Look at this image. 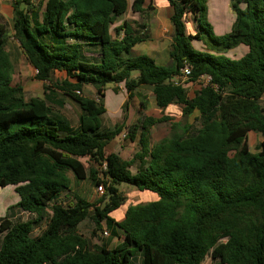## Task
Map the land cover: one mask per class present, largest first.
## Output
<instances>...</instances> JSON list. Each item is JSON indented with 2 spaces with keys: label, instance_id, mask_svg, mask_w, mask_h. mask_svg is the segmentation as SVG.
<instances>
[{
  "label": "trees",
  "instance_id": "1",
  "mask_svg": "<svg viewBox=\"0 0 264 264\" xmlns=\"http://www.w3.org/2000/svg\"><path fill=\"white\" fill-rule=\"evenodd\" d=\"M6 1L14 33L0 14V187H16L20 203L10 213L18 208L30 219L0 218V264H134L140 253L143 264H204L208 258L264 264V0H234L236 22L224 36L203 23L209 0H169L172 67L134 56L146 33L128 21L118 26L130 11L142 16L153 10L147 0ZM190 17L197 24L193 33L186 27ZM10 39L37 70L36 80L78 104V128L52 117L48 98H26L24 86L14 82ZM194 41L213 51L196 50ZM240 46L248 49L241 58L225 54ZM185 67L198 87L193 96L174 82ZM57 73L64 79L55 80ZM203 76L211 82L197 83ZM110 84L124 86L128 104L137 89L149 86L159 108L179 105L182 118L145 116L125 135L139 152L131 160L108 154L124 130L102 128L101 100ZM86 86L97 99L84 96ZM195 113L199 127L189 122ZM166 123L171 133L153 145L154 127ZM252 132L262 136L255 153ZM85 181L103 185V199L77 196L64 205L62 195ZM123 184L158 200L129 207L116 221L113 213L127 201ZM86 221L94 224L89 236L79 231ZM105 230L107 239L98 238ZM115 239L122 242L110 247Z\"/></svg>",
  "mask_w": 264,
  "mask_h": 264
},
{
  "label": "rangeland",
  "instance_id": "2",
  "mask_svg": "<svg viewBox=\"0 0 264 264\" xmlns=\"http://www.w3.org/2000/svg\"><path fill=\"white\" fill-rule=\"evenodd\" d=\"M153 0H147V5L151 3ZM234 0H209L206 8H207V20H203V23L210 24L213 28L214 33L217 36H224L231 32L233 29V26L236 22V14L234 13L232 9V4ZM154 5V4H153ZM131 8V4H130ZM154 8V7H153ZM159 12H164V8L159 5L158 7ZM151 12V11H149ZM148 12V13H149ZM148 18L145 15L140 16L139 14H135L133 12H128L126 15L122 16V20L119 23H122L123 21H128L133 24V26L138 30V23L141 24L142 22L148 24ZM5 24L8 27V34L11 35L12 33V21H7L4 19ZM196 22L193 19V17L190 18V22L186 24L187 31L190 33L194 32ZM154 30V29H153ZM152 32V31H151ZM144 36L150 37L151 33L145 32ZM156 32L153 31L152 37L155 38ZM148 37V38H149ZM149 38V41L151 42V39ZM147 42L146 44L143 43L141 45L137 46V50L134 52V56L138 55H153L151 53L152 49H154V43ZM193 46L196 50L200 51H213L211 50L206 44L200 41H194ZM243 49L247 48L245 46H240L237 49H234L233 51H229L228 53H225L227 56H229L232 59H239L243 56ZM8 51L12 55V58L15 62V75H14V82L16 84H21L25 88V95L26 98H32V97H39L43 96L44 93L47 91H51V93H55L61 96V98H55L57 101L56 103H59V106L64 103L63 107L55 106V109H59V111L65 115L67 118H69L73 124H75L79 118L80 115V108L73 102L69 101L61 92L57 91L53 88V86H50V83L46 82H40L36 80L35 74H34V68L27 62L24 55L21 53L19 44L13 40H9L8 45ZM156 57V55H154ZM158 58V57H156ZM171 64L166 65V67H169ZM139 73H134L133 77H137ZM65 76H63L61 73H57L54 76V79L57 81H61L64 79ZM50 87L48 90L47 87ZM118 85L116 84H110L106 86L105 90V98H104V105L107 110V114L104 116L106 122L109 124L110 128L113 129L115 124L122 120V117L125 115V112L127 110V107H129V112H131V116L133 113L136 112H143L144 116H152L155 118H160L165 114L164 110L159 108L155 103V98L153 95V89L149 86H143L138 89V93L135 96V99L130 102V104H127L128 99V93L121 92L116 89ZM124 88V86H123ZM85 94L87 97L92 98L90 96H96L95 89L90 86L86 88ZM198 90V87L196 85H193L190 89V95L193 96V93ZM124 91L125 88H124ZM84 94V96H86ZM58 97V96H57ZM145 103V107H147V110L141 108V102ZM262 106L264 107V99L261 102ZM179 106H174L170 108L168 113L165 116H168L175 120H180L182 118V114L180 113ZM111 118H110V117ZM113 120L111 121V119ZM196 118V117H195ZM194 116L190 118L191 122L194 123V127H199L200 123L195 120ZM106 130V127L104 128ZM128 131L126 130L125 133L121 134L120 137L117 139V141L112 142L107 147V153H115L120 155L124 160H131L134 155L139 152L140 147L139 145L132 143L128 138H124V135H126ZM171 133L170 123L161 124L155 127L153 134H152V144H158L162 139L169 136ZM249 147L251 152L255 153L259 149L260 143L262 141V136L257 133H250L249 134ZM86 168L89 170L90 168V162L88 160H83ZM139 166V163L138 165ZM136 166V167H137ZM136 170V168H133ZM70 177L73 179V174H70ZM101 177V176H100ZM122 195L126 198V204L121 209L117 210L113 213L114 218L121 219L127 209L132 206H136L139 204H145L152 201L158 200V196L151 193V192H141L137 190L136 188L123 184L119 187ZM105 195V188L104 193H101L98 190V186H95L91 184V181H85L79 185L75 184L73 186V192L71 193H64L61 197V202L64 205H69L70 203L76 202V197H82L87 198L90 202L94 203L98 200L103 199ZM94 230V224L91 221L84 222L80 227L79 231L89 236L92 231ZM107 231V230H105ZM109 232V231H108ZM108 236H105L104 233L100 232L98 235V238L102 240H106ZM136 260V259H135ZM134 260V261H135ZM135 264H138V261L135 262Z\"/></svg>",
  "mask_w": 264,
  "mask_h": 264
},
{
  "label": "crops",
  "instance_id": "3",
  "mask_svg": "<svg viewBox=\"0 0 264 264\" xmlns=\"http://www.w3.org/2000/svg\"><path fill=\"white\" fill-rule=\"evenodd\" d=\"M151 2L154 4L153 5L154 9L151 10V12H149V13H147L145 15L148 18V20H147L148 24L144 23V22H142L141 24L138 23V31L139 30L141 32L142 31L143 32H148L149 31L151 33L150 37H152L153 31L156 32L155 38H150L148 36L151 39V42L149 41V38H148V40L146 42H144L145 44L147 42H150V43H154V45H155L154 49H152V51H151V53H153V55H151L150 57H152L156 61V63L158 65L166 67V65L171 64L169 67H172L173 66V61L171 60V57H170L171 44H172V39H173V36H174V28H173L172 21H171L172 8L170 6L169 0H153ZM159 5L162 6V8H164V12L163 11H161V13L159 12V10H158L159 9L158 8ZM0 14L7 21H10V19H11V21H12V30H13V27H14V11H13V8H12L11 4L8 1L0 0ZM121 20H122V17L119 18L118 22H120ZM120 25H122V23H118V26H120ZM141 25H145L146 28L145 29L140 28ZM195 31H197V26L196 25H195L194 32ZM13 33H14V30L12 31L11 35ZM139 45H141V44H139ZM136 50H137V46L133 49V55H134V52ZM233 50H231V51H233ZM242 51L244 52L243 53V56H244L248 52V49L247 50L243 49ZM154 55H156V57H158V58H156ZM12 61H13L14 65H15V62H14L13 58H12ZM34 74H35V76L37 74V70H35V69H34ZM192 86H193V83H191V82H189V83H187L185 85V87H186V89H187L189 94H190V89L192 88ZM87 87H90V86H86L85 87L83 94H85V92H86L85 90H87L86 89ZM116 89L127 94V92L124 91L123 85H118L116 87ZM135 93L136 94L138 93V89L136 90ZM59 94L60 93H58V94L54 93L53 94V93H51V91H49V92H47V94L45 92L43 96H39V98H42V99L48 98L51 101V106H52V109H53L52 110V117H54L58 121L59 120L63 121L66 125L70 126L71 128H74V129L78 128L79 119H80V116L82 115L81 109H80V115H79V118H78L77 122L75 124H73V122L69 118H67L65 115H63L59 111V109L57 110V109L54 108L55 106H59V103H56L57 101L55 100V98L56 99L57 98L58 99L61 98V96ZM85 97H87V95ZM90 97H92L91 99H97L96 96H94V97L90 96ZM104 98L101 100L102 103H104ZM67 99L69 101L75 103L71 99H69V98H67ZM142 103H143V101L141 102V108H142ZM75 104L78 106L77 103H75ZM126 105H128V101H127ZM144 106H145V104H144ZM174 106H179V105H175V104L174 105H170L168 108L164 109L165 114L163 116H165L168 113V111L170 110V108H172ZM179 108H180V111H181L180 113L182 114V107L179 106ZM145 110H147V107H145ZM106 114H107V110H106V113L104 114V116ZM104 116L102 117V122H103V124H102L103 127L102 128L106 127V130L107 129L111 130L109 124L106 122L107 119H105ZM163 116H161V117H163ZM199 116H200L199 113H195L194 118L195 117L197 118ZM143 117H145V116L143 115L142 111H140L139 113L136 112L135 114L133 113V115L131 116V112H129V107H127V110L125 112V115L122 117V120L117 122L115 124L114 128L116 126L124 125V130L121 133V134H123V133L126 132V130L128 131V128L131 125L137 124L138 121H140ZM112 120H113V118L111 119V121ZM189 122L192 124L191 120ZM154 129H155V127H154ZM154 129H153V131H154ZM152 134H153V132H152ZM120 135L114 141H117V139L120 137ZM135 144H137V142H135ZM19 203H20V196L17 193L15 186H8L6 188H1L0 187V218L8 217L13 222L29 220L30 219V215L27 214L26 212L22 211L21 209L16 208L10 213V208L14 207V206H17ZM123 217L121 219L115 218V220L116 221H121L123 219ZM36 233L39 234L40 230L36 229ZM120 235H121V237H123L122 233H120ZM1 237H2V235L0 234V241H1ZM121 242H122L121 239H115L110 244V247H115V246L119 245ZM135 259L136 260L134 261V264H135L136 261H138V264H143V256H142L141 253L138 254V256ZM204 264H213V262H212V260L210 258H208L205 261Z\"/></svg>",
  "mask_w": 264,
  "mask_h": 264
},
{
  "label": "built area",
  "instance_id": "4",
  "mask_svg": "<svg viewBox=\"0 0 264 264\" xmlns=\"http://www.w3.org/2000/svg\"><path fill=\"white\" fill-rule=\"evenodd\" d=\"M191 74H192V71L190 68H188V67L183 68L181 70V75L175 78V80H174L175 84L185 86L187 83L191 82L190 81ZM211 80H212V78L210 76H203V77H201V79L199 81H197V83L202 84V85H207L211 82ZM124 138H125V135H124ZM98 190L101 193H104V186L99 185ZM104 234H105V236H109L108 231H105Z\"/></svg>",
  "mask_w": 264,
  "mask_h": 264
}]
</instances>
